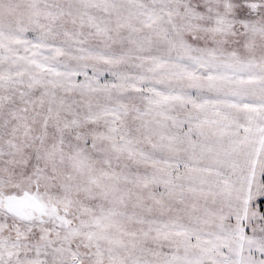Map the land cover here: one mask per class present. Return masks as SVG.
Returning <instances> with one entry per match:
<instances>
[{"label":"snow or ice","instance_id":"6c2138e0","mask_svg":"<svg viewBox=\"0 0 264 264\" xmlns=\"http://www.w3.org/2000/svg\"><path fill=\"white\" fill-rule=\"evenodd\" d=\"M0 264H264V0H0Z\"/></svg>","mask_w":264,"mask_h":264}]
</instances>
